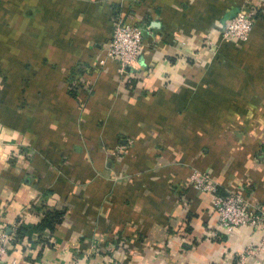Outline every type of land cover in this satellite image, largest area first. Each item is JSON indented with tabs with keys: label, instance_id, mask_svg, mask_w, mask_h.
<instances>
[{
	"label": "crops",
	"instance_id": "crops-1",
	"mask_svg": "<svg viewBox=\"0 0 264 264\" xmlns=\"http://www.w3.org/2000/svg\"><path fill=\"white\" fill-rule=\"evenodd\" d=\"M245 5L248 38L223 39ZM115 17L142 29L123 80L105 55ZM195 171L264 205V0H0V229L17 264H264L262 230L220 228Z\"/></svg>",
	"mask_w": 264,
	"mask_h": 264
},
{
	"label": "built area",
	"instance_id": "built-area-1",
	"mask_svg": "<svg viewBox=\"0 0 264 264\" xmlns=\"http://www.w3.org/2000/svg\"><path fill=\"white\" fill-rule=\"evenodd\" d=\"M255 16L256 11L253 7L249 5L240 7L235 16L223 27L222 38L225 40H246L253 28ZM142 45L141 27L124 23L120 17L113 19L112 35L105 48V55L106 59L117 62V72L122 80L139 57ZM207 45L212 50L216 49L212 42H208ZM191 185L195 189L211 195L220 228L232 232L238 227L245 226L262 230L264 233V205H251L240 193L220 194L219 186L206 173L195 171L191 177ZM123 241L118 243L119 247L125 245ZM11 242L12 237L0 229V264L6 260H9L11 264L18 263L11 256Z\"/></svg>",
	"mask_w": 264,
	"mask_h": 264
},
{
	"label": "trees",
	"instance_id": "trees-1",
	"mask_svg": "<svg viewBox=\"0 0 264 264\" xmlns=\"http://www.w3.org/2000/svg\"><path fill=\"white\" fill-rule=\"evenodd\" d=\"M47 217L49 219L48 222H50V228H53L60 221V214L57 213H49Z\"/></svg>",
	"mask_w": 264,
	"mask_h": 264
}]
</instances>
